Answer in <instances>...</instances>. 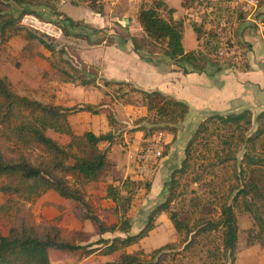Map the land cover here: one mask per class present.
<instances>
[{
  "label": "trees",
  "instance_id": "obj_1",
  "mask_svg": "<svg viewBox=\"0 0 264 264\" xmlns=\"http://www.w3.org/2000/svg\"><path fill=\"white\" fill-rule=\"evenodd\" d=\"M152 1L153 3L149 6L143 4L138 14L145 37L151 41L150 45L146 46L140 42L143 37L134 36L131 39L135 50L146 49L152 54H162L178 63L185 73L189 72V69L202 72L209 64L216 65L218 69H221L224 64L240 69L249 67L247 54L250 51L245 54L243 62L246 64L239 63V61L220 62L212 58V54H219L226 44L221 33L204 30L207 16L202 23H192L198 40L202 42L201 47L187 52L183 46L184 21L174 18L176 12L174 8L168 9L170 18L166 19L161 13L166 9V2ZM205 1L210 3L212 13H215L218 22L223 19L230 21L237 17L236 24L241 26L250 14L235 5L233 0H185V12L189 13L194 5ZM80 2L86 3L93 11L101 15L106 13L102 0H72L75 5ZM60 3L61 0H0V37L6 40L10 35L25 32L27 39L40 40L46 44L47 48L54 50L53 44L45 42L40 34L33 32L21 21L28 14L43 17L35 8L46 7L56 18L62 16V20L70 23L72 27H82L80 22L60 10ZM14 6L22 8L18 15L12 12ZM95 30L101 32L99 29ZM161 42L165 43L162 52L155 48V44ZM151 46L153 48H150ZM62 72L65 76H69L68 81L70 82L99 88L95 78L83 77L79 70L72 73L63 69ZM104 79L106 86H132L133 91L143 95L149 114L137 122L140 124L147 121L150 127L142 125L135 129L143 130L145 137L153 136L161 131L177 133L178 123L183 121L190 112L187 102L160 90L147 91L128 82ZM81 112L105 113L112 130L100 134L93 131H86L83 134L75 133L69 116ZM152 113L153 117H149ZM119 123L121 122L116 118L115 113L104 104L86 103L65 106L45 103L17 93L8 78L0 75V192L4 198L0 207V225H2L0 228V264H53V257L56 255L64 258H82L90 256L99 249L104 254L111 255L149 236V233L155 229V218L163 212L170 213V219L178 231L186 229L190 235L193 229H190L189 224L181 220L179 214L171 208L174 197L173 187L177 184L175 177L178 173L186 171L194 146L201 136L211 132L210 128L213 125L217 129L226 130L224 139L229 151L225 158H220V161H228V158L238 161L237 152L244 149L241 163L250 166L254 169L253 172L264 169V154L257 153L258 143L261 140H263L261 146L264 149V110L256 116L251 109L210 115L199 124L190 138L182 166L172 173L173 180L169 198L153 209L147 224L141 231L131 233L132 222L128 211L140 188L138 180L127 179L118 185L108 186L105 197L116 204V214L118 220L121 219L114 224H109L101 218L99 207L84 189L87 183L100 178L107 166L109 152L115 144L121 141L122 134L114 129V126ZM255 123L256 127H254ZM49 130L68 136L70 141L64 145L59 143L48 134ZM165 146L163 157L167 156L171 149V144L168 143ZM36 149L47 157L30 159L25 150ZM158 163L154 164L153 171L157 169ZM262 177L263 175L260 178L255 177L243 184L232 201L222 205V213L218 220L207 221L209 228L223 229V250L231 260V264H235L239 241V224L234 205L239 197L244 198L245 210L252 214L259 227L260 235L264 237V204L259 205L256 202L258 199L264 201V193H262L264 186L259 185V182L264 183ZM145 185L150 191L152 182H146ZM50 190L76 203L82 217L97 225L102 234L120 231L125 236L100 238L96 242L88 243L90 236L81 230H68L59 223L51 221L36 222L27 204ZM262 240L260 242L264 245V238ZM174 247L175 244L170 242L156 249L149 259L144 257L142 252H122L117 259L102 264H164L168 249Z\"/></svg>",
  "mask_w": 264,
  "mask_h": 264
},
{
  "label": "rangeland",
  "instance_id": "obj_2",
  "mask_svg": "<svg viewBox=\"0 0 264 264\" xmlns=\"http://www.w3.org/2000/svg\"><path fill=\"white\" fill-rule=\"evenodd\" d=\"M164 1L168 5L166 9L161 11L162 15L166 19H169L168 9L174 8L176 10L174 14L175 19L184 21L183 46L187 52L201 47L202 42L198 40V35L192 23H202L206 16L208 19H205L204 30L206 32L217 31L221 33L226 44L225 48L219 54H212L213 59L216 58L220 62L239 61V63L246 64V62H243L245 61V54L252 49V46H256L257 52L263 49L261 45L263 44L262 30L264 32V0H258V8L254 10L252 20L249 21L250 24L247 27L243 26L248 21L241 24V27L236 24L238 22L236 20L237 17H234L230 21L223 19L221 22H218L217 18H215V13H212L210 3L206 1L202 4L194 5L189 10V13L185 12V0ZM102 2L105 4L107 12H110L113 8H116L118 12L112 13V23L102 29L101 32H96L95 29H92L94 31H91L90 34L95 35V44L103 43L104 40L108 45L115 43L116 40L122 42L125 41L128 35H131L130 33H136L138 31L139 25L135 21V17L138 20L139 13L138 0H102ZM152 3V0H146L145 4L149 6ZM60 8H62L61 10L66 15L75 20H79L77 22H80L82 27H72L70 23L62 20V16L61 18H56V16L55 18H51L49 16L26 15L21 23L33 32L40 34L45 42L53 44L55 49L51 50L47 48L46 44L40 40L27 39L25 32L10 35L6 40L0 37V75L7 77L12 88L19 94L27 95L45 103L58 102L72 105L87 101L88 95L84 93L80 94L78 88L84 87V85L78 82L68 81L70 79L69 76H65L62 70L67 69L72 73L75 70H79L81 76L95 78L96 84L102 89L105 96L108 97L106 104L118 101L124 105L129 103H134L138 106L145 105L143 95L133 91L132 86H106L105 77L101 74L102 72L99 70V67L85 63L80 57L78 50L79 47L83 46L82 40L88 38L86 41H90L87 35L89 31L87 32L86 28H92L85 22L94 23L97 19L99 21L101 19L108 20V16L98 18L99 16L84 2L80 5H73L71 0H65L64 4L60 5ZM21 10L22 8L14 6L12 12L18 15ZM128 19L130 22H128ZM127 28L129 33L127 32ZM78 29L85 33L80 31L79 33H73V30ZM144 37L145 35L141 38L142 40L140 42L146 46L150 45V39ZM164 46V42L155 44V48L160 49L161 52L164 50ZM150 48L153 47L151 46ZM95 50L96 52L101 51L100 48H96ZM157 57H159V60L166 59L162 54L157 55ZM169 61L174 63L177 69L180 68L178 63L172 60ZM68 83L74 86L69 88ZM98 96H96L95 100L97 103L95 104H104L105 102L103 101L98 102L100 101ZM228 113L231 112H224L223 114ZM145 114H149V112L147 113L146 111ZM257 114L255 113V116ZM191 115L178 123L177 133L161 131L153 136L145 137L144 131L139 130L141 135L136 136L137 130L135 128L138 126L146 125L150 127L147 121L140 124L137 122L140 118L147 115L135 119L134 123H130L129 125L121 122L114 126L117 133L122 134L120 144L114 146L113 152L110 151L107 166L100 178L97 181L87 183L84 187L87 195L99 207V212L103 220L109 224H114L121 220H118L116 214V204L111 199L105 197L110 184L118 185L127 179H136L140 183V188L128 211L132 222L131 233L141 231L147 224L153 209L169 198L173 180L172 173L182 166V162L186 157L185 150L190 138L195 133L199 124L209 116L206 113L200 114L199 111ZM149 117H153V113ZM84 122L85 120L83 118L80 120L76 118L75 120V123H79L81 126ZM75 125L78 126V124ZM256 125L255 123L254 127ZM210 129L213 133L207 132L200 137L194 146L186 171L176 175L177 184L173 187L174 197L171 208L179 214L181 220L189 224L190 229H193L190 235L186 229L178 231L170 219V213L164 212L162 215H165V217H162L161 220L159 215L155 218V229L149 233V236L137 244L121 249L111 255L104 254L100 249L90 256H84L82 258H64L56 255L53 257L52 263L102 264L106 261L117 259L122 252H142L143 256L149 259L156 249L173 242L175 247L168 249L164 257V264H231V260L225 255L223 250V229L209 228L207 221L218 220L222 213V205L225 202H231L243 184L248 183L255 177L260 178L261 175H263L262 180H264V169H255L257 171L253 172L254 169L247 164L241 163L244 149H240L237 152L238 161L234 158H228V161L225 162L220 161V158H225L229 151L224 139L226 130L217 129L215 125ZM74 132L83 134L84 131L83 128H75ZM125 132L127 136H125ZM166 132L170 136H173L172 139H168L169 142L166 138ZM161 133L165 135H160ZM48 134L63 145L70 141L68 136L59 134L53 130H49ZM126 138L128 142L125 141ZM262 141L258 143L257 153L264 154L263 146H261ZM149 143L162 146L164 150H166L165 145L168 143L172 145L177 144L175 154H177V159H179L178 163L169 172L168 180L164 184L161 181L163 176L161 173L158 174L157 186L155 185L152 194L151 190H147L145 184L149 181L152 182L157 170L154 169L151 173L141 175L137 172L136 161L140 149ZM25 152L32 160L39 157H47L38 149L31 151L25 150ZM163 158L159 160V163ZM166 161L167 159L163 163ZM259 185L264 186V183L259 182ZM161 186L163 187L161 188ZM262 193H264V188H262ZM3 202V194L0 192V207ZM256 202L259 205L264 204V201L259 199ZM27 205L33 212L36 222L51 221L53 223H59L68 230H81L90 236L88 243L96 242L100 238H113L119 235L125 236L120 231L102 234L97 225L82 217V213L76 203L64 199L53 190L45 192L37 200ZM234 205L239 224V253L245 251L248 247L247 245L250 243L254 241L259 242L264 237L260 235L259 227L256 225L252 214L245 210L244 198L239 197ZM252 222H254L255 228L251 229L248 233L246 229ZM240 226H242V230H240ZM243 253H245L243 255L245 260H247L248 256L250 259H253V253L251 251L250 254ZM234 263L236 264V260ZM245 263H248V261H245Z\"/></svg>",
  "mask_w": 264,
  "mask_h": 264
},
{
  "label": "crops",
  "instance_id": "obj_3",
  "mask_svg": "<svg viewBox=\"0 0 264 264\" xmlns=\"http://www.w3.org/2000/svg\"><path fill=\"white\" fill-rule=\"evenodd\" d=\"M64 1L65 0H61L59 8L60 5L64 4ZM81 3L82 2H80V4ZM138 3L140 10L141 6L146 3V0H138ZM35 9H37L43 15V17L49 16L51 18H55L51 10L46 7H39ZM61 9L62 8H60V10ZM117 12L118 11L116 10V8L111 9L110 12H107L106 10L105 15H101L95 12L99 16L98 18L108 16V20L101 19L99 21V19H97V21L94 23L84 21L86 24H89L92 27L86 28L87 32L89 31V34L87 35L90 41H86V39L88 40V38L82 40L83 46L79 47L78 50L81 59H83V61L87 64L97 65L99 67V70L102 72L101 74H103L105 78L109 80L128 82L133 84V86L137 88L147 91L160 90L177 99L183 100L190 106V112L187 116H192L191 114L198 111L200 114L206 113V115L210 116L218 113L223 114L224 112H238L244 109H251L253 112L257 111L255 112L256 114H259L264 110L263 30V44L261 45L263 49L257 52L256 46H252V49L247 54V63L249 64V67L247 69H240L235 66L230 67L228 65H223L221 69H218L216 65L209 64L207 68L202 72H195L189 69V72L185 73L180 68L177 69V66L174 63L170 62V59L166 56H164V58L166 59L159 60V57H157V55L159 54L157 53L152 54L146 49L135 50V46L131 38L134 36L143 37L145 35V32L136 17L135 21H137V24L139 25L138 31L136 33H130L131 35H128L125 41L118 42L116 40L115 43L108 45L104 40L103 43L95 44V35L90 34L91 31H94L92 29H99L102 31V29L112 23V13ZM253 15L254 13L249 16V18L247 19L248 22L245 23L243 27H247L248 24H250L249 21L252 20ZM79 31L82 32V30L78 29L75 31L73 30V33H79ZM96 48H100L101 51L96 52ZM67 85L69 88H71L72 86V84L70 83H68ZM78 91L80 92V94L84 93L88 95L87 101L83 103H97L95 99L96 96L100 94V96H98L100 98V101L98 102H105L104 105L106 107H110V109L113 110L116 118L120 122L126 123L127 125H129L130 123H134L135 119L143 115H148L145 114L146 111L148 113V108L145 105L138 106L134 103L124 105L123 103H120L118 101L111 104H106V99H108V97L105 96L101 88L84 86L78 88ZM83 103L79 102L75 104ZM57 104L61 103L57 102ZM75 104L70 105L63 103L61 105L73 106ZM76 118H78L79 120L83 118V120H85L82 126L79 123H75ZM69 121L71 122L74 129L83 128L84 132L93 131L96 134H100L112 130V127L109 124L107 115L105 113H76L69 116ZM75 124H78V126ZM85 125L87 126L85 127ZM136 133V136L141 135V132H139V130H137ZM160 135L165 134L161 133ZM166 135L167 141L168 139L173 138V136H170L168 132H166ZM125 136H127L126 132ZM125 141L128 142V139L126 138ZM176 145L177 144H171L169 154L165 156L159 163L158 168L156 169L157 171L155 172V175L152 179L151 194L155 185L157 186L158 174L161 173L163 179L165 178L164 180H161L164 184L165 181L168 180L170 174L169 172L171 171V169H173V166L178 163L179 159H177V154H175ZM114 146L112 147L111 152H113ZM165 159H167V161L163 163ZM162 187L163 186H161V188ZM163 213L159 214L160 220L162 219V217H165V215H162ZM244 225L246 226V224ZM254 228V222H252V224L246 229V231L249 233L250 230ZM242 229V226H240V230ZM238 246L236 254V264H264V245H262L260 241H254L253 243H250L249 245H247V249L243 251L246 252V254H250L251 251L253 253V259H250L248 256L247 260H245V257L243 256L245 255V253H238ZM245 261H248V263H245Z\"/></svg>",
  "mask_w": 264,
  "mask_h": 264
},
{
  "label": "built area",
  "instance_id": "obj_4",
  "mask_svg": "<svg viewBox=\"0 0 264 264\" xmlns=\"http://www.w3.org/2000/svg\"><path fill=\"white\" fill-rule=\"evenodd\" d=\"M234 4L250 12L251 16L256 8H258V0H233ZM249 18V17H248ZM165 150L162 146L156 144H146L144 148H141L137 157V172L141 175L151 173L153 166L158 163L163 157Z\"/></svg>",
  "mask_w": 264,
  "mask_h": 264
},
{
  "label": "water",
  "instance_id": "obj_5",
  "mask_svg": "<svg viewBox=\"0 0 264 264\" xmlns=\"http://www.w3.org/2000/svg\"><path fill=\"white\" fill-rule=\"evenodd\" d=\"M128 22H129V20H128ZM127 32H129L128 28H127Z\"/></svg>",
  "mask_w": 264,
  "mask_h": 264
}]
</instances>
